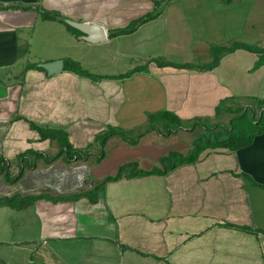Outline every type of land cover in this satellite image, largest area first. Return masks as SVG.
Returning a JSON list of instances; mask_svg holds the SVG:
<instances>
[{"label": "crops", "instance_id": "0c3cea01", "mask_svg": "<svg viewBox=\"0 0 264 264\" xmlns=\"http://www.w3.org/2000/svg\"><path fill=\"white\" fill-rule=\"evenodd\" d=\"M154 1L0 0V197L44 195L25 206L0 205V264H264V134L238 150L208 148L164 175L126 172L94 201L84 193L124 163L151 169L171 150L190 149L195 130L170 131L163 118L151 123V113L217 121L225 97L264 100V64L254 69L258 55L245 49L213 70L153 60L147 70L113 78L152 57L206 63L212 44L264 39V0H171L135 32L110 37ZM42 8L100 24L108 39H81L67 22L43 18ZM68 59L97 78L65 69ZM45 62L63 70L29 67ZM28 119L66 129L89 156L46 162L35 153L54 156L59 144L41 140ZM108 128L136 139L113 134L103 147L96 139ZM22 168L24 176L11 182Z\"/></svg>", "mask_w": 264, "mask_h": 264}, {"label": "trees", "instance_id": "16d2710c", "mask_svg": "<svg viewBox=\"0 0 264 264\" xmlns=\"http://www.w3.org/2000/svg\"><path fill=\"white\" fill-rule=\"evenodd\" d=\"M170 1L171 0H155V6L153 10L131 20V22H129V24L124 27L112 29L110 32V37H116L118 35L135 32L141 25L157 18ZM225 1L232 2V0ZM39 10L42 12V16L45 19H57L66 23L65 19H63V15L58 11H51L45 8ZM66 24L70 29L77 30V32H79L77 34H82V32L77 28L69 25L68 23ZM238 49H245L258 55L254 69H258L264 64V41L248 43L242 40H233L229 43L212 44L210 47L211 60L206 63H175L162 59L160 60L158 57H152L146 61L145 64L137 65L125 73L114 75L113 78L122 79L132 76L137 71L147 70L149 63L153 60L157 61L161 65H173L178 68L197 69L201 71L213 70L220 64L222 58L225 55L235 52ZM29 67L40 70L45 69L39 63H32L29 65ZM65 69L74 71L84 76H88L93 80L98 76L93 74L88 69L83 68L80 62L74 61L72 59H68L66 61ZM238 99L239 98L235 96H229L221 99L220 103L216 106V118L219 119L218 121H212L209 117H195L188 121H184L169 110L151 113V123L157 119L163 118L165 128L170 131L183 128L185 126L192 130H195L197 127H199L201 131L196 133L192 140V145L186 153H182L181 151L177 150H171L169 153H167V155L160 157L159 165H156L151 169L140 168L137 161L124 163L118 167L116 174L108 175L102 182L96 185L95 188L84 193L90 195V199L94 201L97 199L99 190H102L107 182L122 178L126 172H128V176L132 177L164 175L179 167L180 165L198 161L201 153L208 148L227 149L234 151L251 145L256 136L264 134V100L259 97H247L248 102L247 104H244ZM227 114L230 115L229 122L224 123L226 120L223 118L224 116H227ZM27 121L29 122L30 127L39 133L41 140L51 139L59 144L60 152L54 156L48 157L39 151L35 153V155L38 157L42 156L46 162L58 159L59 156L63 155L66 161H70L74 158H87L89 156V148H75L73 146V144L69 141V136L66 129L60 127H45L29 119ZM129 133L130 132H128V130L108 128L106 131L102 132L96 140H98L103 147L105 146L108 138L113 134H119L127 141H134L136 138L133 137L132 139L129 137ZM32 152L33 151L30 150L26 154H21L19 157L27 156V154H32ZM105 155L106 152L104 150L101 151V153H99V159ZM23 176L24 169L22 168L18 175H16L14 178L10 177V181L16 183ZM16 195L17 196L0 197V205L10 204L11 206H25L44 196L36 195L19 198V194ZM73 197H75V195L69 198ZM239 227L246 228L242 226Z\"/></svg>", "mask_w": 264, "mask_h": 264}, {"label": "water", "instance_id": "95a60500", "mask_svg": "<svg viewBox=\"0 0 264 264\" xmlns=\"http://www.w3.org/2000/svg\"><path fill=\"white\" fill-rule=\"evenodd\" d=\"M69 25L77 28L82 32L79 36L91 43H101L107 41V33L105 28L92 21H79L74 19L65 20ZM42 67L48 70L49 74H55L63 70V65L56 62H45L41 64Z\"/></svg>", "mask_w": 264, "mask_h": 264}, {"label": "rangeland", "instance_id": "374dc122", "mask_svg": "<svg viewBox=\"0 0 264 264\" xmlns=\"http://www.w3.org/2000/svg\"><path fill=\"white\" fill-rule=\"evenodd\" d=\"M262 41H264V39H263ZM260 92H264V87L260 89ZM239 101H241L240 98H239ZM242 102H243L244 104H247L248 99H242ZM229 118H230V115H228V114H227V116H224V119L226 120V121H224V123H228V122H229ZM217 121H218V120H217ZM198 131H201V129H200L199 127H197V128L195 129V131L192 132V134H190L189 136H187L188 139H189V140L193 139ZM129 137H132V136H129ZM189 137H190V138H189ZM54 146L57 147V148L59 149V146H58V145L54 144ZM138 164H139V163H138ZM106 165H107L108 168H110L109 162H107ZM103 169H104L105 171H107L106 168H103ZM143 169H144V168H143ZM108 172H109V171H108ZM0 256H1V255H0ZM14 258H16V256H15ZM12 260H14V261L16 262L15 264H23V262H22L19 258L16 259V260H15V259H12ZM21 262H22V263H21Z\"/></svg>", "mask_w": 264, "mask_h": 264}]
</instances>
